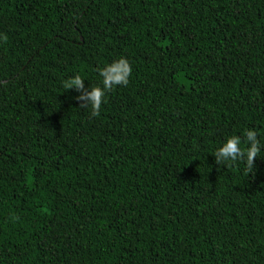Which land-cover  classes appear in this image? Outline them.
I'll return each mask as SVG.
<instances>
[{
	"label": "trees",
	"instance_id": "1",
	"mask_svg": "<svg viewBox=\"0 0 264 264\" xmlns=\"http://www.w3.org/2000/svg\"><path fill=\"white\" fill-rule=\"evenodd\" d=\"M126 58L99 116L84 92ZM264 0H0V264H264Z\"/></svg>",
	"mask_w": 264,
	"mask_h": 264
},
{
	"label": "clouds",
	"instance_id": "2",
	"mask_svg": "<svg viewBox=\"0 0 264 264\" xmlns=\"http://www.w3.org/2000/svg\"><path fill=\"white\" fill-rule=\"evenodd\" d=\"M131 71L132 69L128 60L121 57L119 60L105 65L99 71L102 87L92 86L90 90L84 92V79L79 74L65 80L63 87L66 90L75 89L81 92L78 99L83 102L82 107H90L91 115L96 117L100 114L106 92L114 86L127 85ZM242 135L244 137L243 143L246 147L240 146L242 143L240 135L227 137L213 154L217 163L241 160L244 162L246 170H253L254 161L262 148H264V142L258 139V133L255 129H247Z\"/></svg>",
	"mask_w": 264,
	"mask_h": 264
}]
</instances>
